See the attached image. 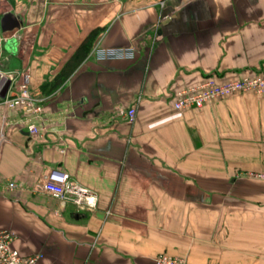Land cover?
Returning a JSON list of instances; mask_svg holds the SVG:
<instances>
[{
	"label": "crops",
	"instance_id": "1",
	"mask_svg": "<svg viewBox=\"0 0 264 264\" xmlns=\"http://www.w3.org/2000/svg\"><path fill=\"white\" fill-rule=\"evenodd\" d=\"M6 14L20 26L3 31ZM92 32L86 57L48 92ZM0 36V71L28 81L45 127L30 134L26 115L0 103V177L17 184L0 186V230L14 248L41 264H156L163 253L264 264V180L244 173H264V92L173 106L206 77L264 71V0H0ZM96 44L136 55L95 61ZM51 167L95 193L94 211L45 193Z\"/></svg>",
	"mask_w": 264,
	"mask_h": 264
},
{
	"label": "built area",
	"instance_id": "2",
	"mask_svg": "<svg viewBox=\"0 0 264 264\" xmlns=\"http://www.w3.org/2000/svg\"><path fill=\"white\" fill-rule=\"evenodd\" d=\"M95 61L132 60L135 58L134 46L108 47L98 45L91 52ZM0 72V76H5ZM7 75V74H6ZM13 79L10 89L7 87L5 96L0 97V103L7 108H18L26 115L27 130L30 134H42L45 127L37 124L33 119L42 114V99L33 95L26 79ZM9 90V92H8ZM253 91L258 94L264 92V75H253L238 79L219 80L207 77L199 83L185 86L176 91L173 106L176 110L201 108L204 105L221 98ZM8 92V93H7ZM119 116L128 122L136 117L135 107H124L118 110ZM4 135L0 133V143ZM252 173H248L251 175ZM0 186L14 190V181L2 179ZM45 193L53 198L71 203L77 213L92 212L97 205V196L88 188L73 179L71 175L58 168L48 169L43 187ZM14 236L10 231L0 230V264H41L43 254H22L13 247ZM156 264H188L182 257L170 254H160L155 258Z\"/></svg>",
	"mask_w": 264,
	"mask_h": 264
},
{
	"label": "trees",
	"instance_id": "3",
	"mask_svg": "<svg viewBox=\"0 0 264 264\" xmlns=\"http://www.w3.org/2000/svg\"><path fill=\"white\" fill-rule=\"evenodd\" d=\"M95 35H96V32H92L83 41V43L79 46V48L74 53V55L66 62V64L63 66L61 71L54 77L53 81H51L50 86L48 88V92H52L53 90L57 89L62 84H64V82H66V80L70 77V75L74 72V70L80 65L82 60L88 54L89 49H91V42L93 41ZM255 75H264V71H260L256 73ZM209 77H215V76H209ZM215 78L219 80H224L218 77H215ZM221 99H225V98H221Z\"/></svg>",
	"mask_w": 264,
	"mask_h": 264
},
{
	"label": "rangeland",
	"instance_id": "4",
	"mask_svg": "<svg viewBox=\"0 0 264 264\" xmlns=\"http://www.w3.org/2000/svg\"><path fill=\"white\" fill-rule=\"evenodd\" d=\"M3 43H4V39L2 38V36H0V51L1 49H3ZM100 46V44H96L92 47V50L96 47V46ZM92 52V51H91ZM5 63V62H4ZM1 65H4L1 60H0V70H1ZM0 72H3V71H0ZM3 73H6L8 76L10 75L9 72H6L4 71ZM6 74H4L5 76H0V87H3L4 86V83H5V86H7L9 89H10V86L12 85L13 83V79H9L10 81H6L8 80ZM9 92V90H8ZM7 92V93H8ZM6 94V93H5ZM133 122V121H132ZM261 160V162L263 161L261 158H258ZM262 165L264 166V161L262 162ZM261 169V168H260ZM247 172H244L245 174L248 175V173H252L251 175H246L247 176V179H253V180H264V173H261V172H258L257 170H254V171H251V170H246ZM240 172V171H239ZM167 254V253H165ZM160 255V254H159ZM158 256V255H157ZM156 256V257H157Z\"/></svg>",
	"mask_w": 264,
	"mask_h": 264
},
{
	"label": "water",
	"instance_id": "5",
	"mask_svg": "<svg viewBox=\"0 0 264 264\" xmlns=\"http://www.w3.org/2000/svg\"><path fill=\"white\" fill-rule=\"evenodd\" d=\"M1 23H2V30L5 32L12 31L15 28H18L20 26L19 20L10 14H6L3 17ZM6 91H7V86H6L5 92L1 96H5Z\"/></svg>",
	"mask_w": 264,
	"mask_h": 264
}]
</instances>
